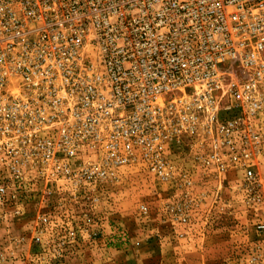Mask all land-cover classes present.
Returning <instances> with one entry per match:
<instances>
[{
  "label": "built area",
  "instance_id": "2783aa9c",
  "mask_svg": "<svg viewBox=\"0 0 264 264\" xmlns=\"http://www.w3.org/2000/svg\"><path fill=\"white\" fill-rule=\"evenodd\" d=\"M135 173L264 233V0H0V220L96 242Z\"/></svg>",
  "mask_w": 264,
  "mask_h": 264
},
{
  "label": "rangeland",
  "instance_id": "374dc122",
  "mask_svg": "<svg viewBox=\"0 0 264 264\" xmlns=\"http://www.w3.org/2000/svg\"><path fill=\"white\" fill-rule=\"evenodd\" d=\"M119 187V205L101 204L102 219L114 229L106 227L96 242L66 246L61 254L37 241L34 216L0 220V264H264V233L250 226L239 201L215 202L213 213L205 201L203 213L186 225L164 210L169 190L152 178L135 173ZM143 202L149 213L141 210Z\"/></svg>",
  "mask_w": 264,
  "mask_h": 264
}]
</instances>
